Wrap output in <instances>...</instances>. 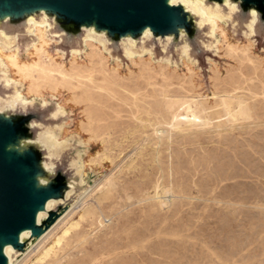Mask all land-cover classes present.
Masks as SVG:
<instances>
[{
  "label": "rangeland",
  "instance_id": "obj_1",
  "mask_svg": "<svg viewBox=\"0 0 264 264\" xmlns=\"http://www.w3.org/2000/svg\"><path fill=\"white\" fill-rule=\"evenodd\" d=\"M246 17L235 29L212 18L214 49L202 45L207 30L195 31V63L157 40L145 43L153 55L126 59L115 43L108 56L92 40L62 55L72 43L58 46L39 25L26 52L25 35L20 51L0 46L8 79L44 125L36 131L68 142L56 166L72 172L79 154L83 191L102 182L14 264H264V18L251 39ZM167 56L171 65L159 61ZM12 90L0 85V98ZM56 102L66 116L52 119Z\"/></svg>",
  "mask_w": 264,
  "mask_h": 264
},
{
  "label": "water",
  "instance_id": "obj_2",
  "mask_svg": "<svg viewBox=\"0 0 264 264\" xmlns=\"http://www.w3.org/2000/svg\"><path fill=\"white\" fill-rule=\"evenodd\" d=\"M212 1L213 4L207 3L206 0L202 3L204 7L217 8L223 15L229 13L228 4L239 3V0ZM220 5H224L226 10H222ZM240 7L242 10L235 9L231 14L232 22L236 23L237 27L239 21L235 20V17L245 10L247 17L241 22L245 28V24L250 20L249 10L255 9L259 13L256 28L260 17L264 18V0H242ZM42 13L48 18L51 33L60 36L58 46L63 45L66 39L72 43L67 50L58 49L64 55H70L73 49L82 51L84 28L90 27L97 33L104 32L109 42V52L115 43L122 52L121 43L128 36L135 42L136 49H139L142 46V34L146 29L150 30L152 37L144 40L143 46L145 47L146 42L157 40L166 55L167 46L173 43L176 44L178 53L180 47L186 44L190 56L191 46L188 39L195 31L207 30L205 34L209 37L208 27L198 26V17L186 12L180 4H168L167 0H0V32L16 36L17 41L20 35H25L30 40L26 30L27 19L32 16L39 19ZM18 28L22 33L14 31ZM166 37H170L167 43ZM146 49L152 50V47ZM0 85L5 86L1 81ZM10 95L5 99L0 98V108H7L3 104ZM31 119L37 121V115L30 113L28 116H13L8 111L0 115V264H8L4 254L6 246L13 249L11 263L14 264V257L26 254L28 249L88 191H83L81 178L77 180L76 175L80 172L73 164L76 159L70 162L72 172L68 169L62 171L55 164L62 149L53 156L43 142L39 141V144L43 145V151L34 143L37 134H40L41 140L42 133L50 128L29 131L25 125ZM21 142L25 143L22 148ZM38 179H46V183L40 184ZM80 189L81 193L77 194ZM76 194L77 200L69 203ZM49 200L56 203L37 224V214L45 211ZM57 206L59 209L55 212ZM23 231H29L30 234L20 242L19 236Z\"/></svg>",
  "mask_w": 264,
  "mask_h": 264
},
{
  "label": "bare ground",
  "instance_id": "obj_3",
  "mask_svg": "<svg viewBox=\"0 0 264 264\" xmlns=\"http://www.w3.org/2000/svg\"><path fill=\"white\" fill-rule=\"evenodd\" d=\"M168 4L170 5H177V4H180L181 6H183L184 10L188 13H190L191 15L193 16H196L198 17L199 21H198V26L199 27H204V26H207L208 29H209V38L211 39L210 42H208L206 45H204L205 48L207 49H214V46L215 44L217 43L218 39L214 36V22L212 21V18H214L215 20L218 19L220 21H225L226 23H229L231 24V26L235 29L236 28V23H233L232 22V19H231V14L234 12V8H233V5H229L228 3V8H229V13L228 15H223L219 12V10L217 8H209V7H204L203 5V0H167ZM253 20V17L250 15V20L245 24V28H244V31L242 32V35H248L251 37V39L255 36V25L256 23H251V21ZM216 22V21H215ZM256 22H257V17H256ZM225 23V25H226ZM35 25H39V26H47V32H46V38L47 39H53L54 41H56L59 45L60 44V39H59V35L58 34H53L51 33V25L49 24L48 22V18L46 17V15L44 13H42V16L39 18V19H36L34 18L33 16L32 17H29L27 19V33L30 37V40L29 42L23 46V50L26 52V50H28L31 45L36 41V38L33 36V30H34V26ZM84 31H85V36H84V39H83V46L85 47V42L88 41V40H92L96 43H98L102 50L108 55V56H111L110 55V52L108 50V44L109 42L107 41V39L105 38V35H104V32H101V33H97L95 31V29L93 27H90V28H84ZM181 36L183 35V32L181 31L180 32ZM152 37V34L150 32L149 29H146L144 30L143 34H142V46L139 48V49H136L135 47V42L128 36L126 39L123 40V42L121 43V47H122V52H123V57L127 59V57H136V56H142V55H145L147 53H150L151 55H153L152 53V50L151 49H146L143 44H144V40H149L150 38ZM166 43L170 41V37H166ZM253 41V40H252ZM254 42V41H253ZM0 46L3 47L5 50H11V49H14L15 47L18 48V50L20 51L21 50V46L18 44V41H17V37L16 36H12V35H7L5 34L4 32H0ZM85 50L81 51V50H78V49H73L71 50L70 52V55L73 54V53H77V54H81L83 53ZM57 52H59L60 54L64 55L63 52H61L60 50H57ZM179 54H180V58L181 60L186 57V60L188 62H192V63H195L189 56V48L186 44H183L180 49H179ZM6 60H8L9 62V65L13 66V67H17L18 66V62H17V55L16 54H13V55H8V56H5ZM115 61H119L118 59H115ZM159 61L161 62H164V63H168V64H172L171 62V59L170 57H165V58H162L160 59ZM22 66V65H20ZM20 68V67H19ZM46 68V67H45ZM60 70V69H59ZM40 71V70H39ZM50 71V70H49ZM52 72V71H51ZM0 81L2 83L5 84L6 87H11L13 88V91H12V94L6 99V101H4V106L6 107H9V100L10 98L14 97L17 93L20 92V90L18 89V84H15L14 82H11L7 75H6V70L3 66V63L0 61ZM52 98V97H51ZM54 100H57L55 98H52ZM221 100H224V99H221ZM191 101V100H190ZM227 101V100H226ZM41 104L42 105H47V101H42L41 100ZM202 102V101H201ZM222 102V101H221ZM188 103V102H187ZM195 105H197L196 103H194ZM225 104V102H224ZM192 105V104H191ZM184 106V105H183ZM189 108V107H188ZM198 108V107H197ZM193 109V108H192ZM191 109V110H192ZM190 110V112H191ZM197 110V109H196ZM195 110V111H196ZM200 110V109H199ZM169 111V110H168ZM186 111H188L186 109ZM203 111V109H202ZM53 113H55V117H53ZM194 113V112H193ZM192 113V114H193ZM201 113V112H200ZM51 116L52 118L54 119H58V118H62L64 116H66V114H64L62 112V110H60L59 106H58V102L55 103V106H54V109L52 110V113H51ZM195 120V118H194ZM59 129V128H58ZM50 132L54 137L57 136L56 132L54 130H46L45 132L42 133V136H41V142H43V144L45 146H47L51 151H50V155H57L59 153V151L63 148V147H66L67 145V141H64V142H57L56 143H53L51 141H49L48 139H46V136L45 134ZM159 133V132H158ZM161 134V133H160ZM163 135V134H162ZM158 138V137H157ZM160 138V137H159ZM25 146V143L24 142H21L20 143V148L24 147ZM19 148V147H18ZM19 148V149H20ZM96 155V154H95ZM101 156V155H100ZM95 159V158H94ZM73 164H75L77 166V169L79 170V172L81 173L82 172V160H81V157L79 154H77V158L75 161H73ZM47 167V166H45ZM48 169V168H47ZM81 182L83 183V176H81ZM103 180V179H102ZM38 181L40 182V184H45L46 183V179H38ZM100 181V180H99ZM98 181V182H99ZM106 181V179H105ZM97 182V183H98ZM95 183L93 187H91L81 198L80 200L70 209L68 210L64 216H62V218H60L53 226L52 228H50L37 242L36 244L23 256V258L26 257V255L28 253H30V251L35 248V246L37 244H39V242L48 234L50 233L51 230H53V228L55 226H57L58 223H60V221L62 219H65L67 216H69L70 213L71 216L68 217V218H71L72 215H75L77 213V210L83 206V204L86 202V195L95 187V185L97 184ZM101 183H98L96 185L95 188H98L99 186H101ZM94 188V189H95ZM92 192V191H91ZM96 192V191H95ZM169 192V191H168ZM164 195V194H163ZM165 196V195H164ZM85 197V198H84ZM159 202H164L165 201V197H158L157 198ZM157 201V202H158ZM56 201L54 200H49L47 203H46V206H45V211H42V212H39L37 214V218H36V223L39 224L41 219L44 218L47 214V211L50 210L54 205H55ZM161 204V203H160ZM70 212V213H69ZM80 218V217H79ZM66 222V221H65ZM71 224V223H70ZM72 226L76 227L77 224L76 223H73ZM65 227V226H64ZM55 229V228H54ZM57 231V230H56ZM62 231V230H61ZM67 231H65V234H66ZM30 232L29 231H23L21 232L20 236H19V240L20 242H23V240H25L28 236H29ZM54 234V233H53ZM56 235V234H55ZM52 236V235H51ZM46 238V237H45ZM54 240V239H53ZM56 241V240H55ZM55 241H52V242H55ZM49 242V241H48ZM57 243H59L60 241L57 240L56 241ZM46 243V242H44ZM61 243V242H60ZM48 244V243H47ZM46 244V246H47ZM43 245V244H42ZM49 246V245H48ZM43 248V247H42ZM52 249L51 248H48L46 249L45 251L41 252L40 254H38L36 257V260H41V257H46L48 256L49 252L51 251ZM11 253H13V249L10 247V246H6L5 249H4V254L5 256L7 257V260H8V264H12L11 262ZM56 253V252H55ZM37 254V253H36ZM33 255V254H32ZM54 256V255H53ZM22 258V259H23ZM21 259V260H22ZM99 259V258H98ZM21 260L19 262H21ZM27 261V260H26ZM94 261V260H93ZM92 261V262H93ZM99 261V260H98ZM19 262H17L16 264H18ZM51 262V261H50ZM99 263V262H98ZM28 264V263H27ZM94 264V263H92Z\"/></svg>",
  "mask_w": 264,
  "mask_h": 264
},
{
  "label": "clouds",
  "instance_id": "obj_4",
  "mask_svg": "<svg viewBox=\"0 0 264 264\" xmlns=\"http://www.w3.org/2000/svg\"><path fill=\"white\" fill-rule=\"evenodd\" d=\"M242 3V0H239L238 4H234L233 8L236 9L237 11L242 10V8L240 7ZM249 14L253 17V20L251 21V23H256V17L259 16V13L255 10V9H250L249 10ZM32 102L26 100L24 97H22L19 93H17L14 97L10 98L9 100V107L7 108H0V115L3 114V112L8 111L11 112L13 116H28L30 115V113L28 112V108L31 105ZM46 105H42V107H44ZM53 117H55V113L52 114ZM7 119H11V117H7ZM29 131H32L34 129H41L44 127L43 124H41L39 121H36L35 119H31L29 120L26 125H25ZM46 139H48L49 141L56 143V139L54 138V136L48 132L45 134ZM40 141V134H37L34 143H37L40 146V149L43 151V145L39 144ZM55 169V165H53V171Z\"/></svg>",
  "mask_w": 264,
  "mask_h": 264
}]
</instances>
